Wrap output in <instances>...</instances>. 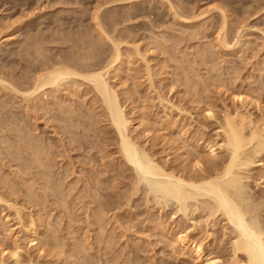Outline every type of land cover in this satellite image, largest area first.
<instances>
[{
  "label": "rangeland",
  "instance_id": "rangeland-1",
  "mask_svg": "<svg viewBox=\"0 0 264 264\" xmlns=\"http://www.w3.org/2000/svg\"><path fill=\"white\" fill-rule=\"evenodd\" d=\"M61 64L82 74L112 66L106 78L130 139L163 168L193 176L202 172L193 170L197 154L204 161L207 143L222 139L225 112L264 124V0H0V251L14 240L22 246L19 262L0 255V264H208L176 245L184 230L206 258L230 264L233 228L221 213L210 216L207 197L158 194L153 176L127 164L90 82L63 80L33 102L23 96ZM256 143L246 150L252 163L236 172L264 228V147ZM31 224L39 249L28 245Z\"/></svg>",
  "mask_w": 264,
  "mask_h": 264
},
{
  "label": "bare ground",
  "instance_id": "bare-ground-1",
  "mask_svg": "<svg viewBox=\"0 0 264 264\" xmlns=\"http://www.w3.org/2000/svg\"><path fill=\"white\" fill-rule=\"evenodd\" d=\"M170 3V2H169ZM168 3V4H169ZM170 6V5H169ZM173 9V8H171ZM175 12V11H174ZM173 12V13H174ZM222 12V11H221ZM97 13V12H96ZM98 14V13H97ZM176 14V13H175ZM96 16V15H95ZM176 16V15H175ZM178 16V15H177ZM98 18V17H97ZM175 18V17H174ZM178 18V17H177ZM224 18V16H223ZM181 19V18H180ZM184 20V19H183ZM96 21V20H95ZM180 21V20H179ZM98 22V21H97ZM96 24V23H95ZM226 23H224L225 26ZM102 30V29H101ZM220 34V33H219ZM223 34V33H221ZM220 34V38L218 40H221L220 43L224 45V42L226 41V38H223L225 33L223 35ZM104 37V36H103ZM111 37V36H110ZM110 37L109 40H110ZM113 37V36H112ZM107 39V35L105 36ZM104 38V39H105ZM114 40V39H113ZM79 41V40H78ZM112 40H110L111 42ZM116 42V41H114ZM113 43V42H111ZM40 44V43H39ZM228 42L226 43V45ZM236 44V43H235ZM81 45V44H80ZM120 45V44H119ZM118 44L114 43L115 48V55L114 63H117L121 59L122 52L120 51ZM221 45V44H220ZM225 45V46H226ZM88 46V45H87ZM154 47V46H153ZM212 47V46H211ZM222 48V47H221ZM224 48V47H223ZM135 49V47H134ZM123 51V50H122ZM138 51V50H137ZM213 52V51H212ZM114 53V52H113ZM86 54V53H85ZM212 54V53H211ZM209 55V54H208ZM84 59V58H83ZM90 59V58H89ZM87 60V59H86ZM87 62V61H86ZM109 62V61H108ZM111 62V61H110ZM122 62V61H120ZM50 63V62H49ZM72 63V62H71ZM123 63V62H122ZM82 64V62H81ZM119 64V62H118ZM121 64V63H120ZM119 64V65H120ZM125 64V63H124ZM79 65V64H78ZM113 65V64H110ZM122 65V64H121ZM106 66V65H105ZM49 68V67H48ZM99 68V67H97ZM112 66H108L101 68L99 70L92 71L88 74H82L76 71V68H72L68 65H56L52 66L49 69H46L44 74L39 75L40 77H36V83L31 86V91H28L27 94H24L23 96H27L28 98L33 97V95L37 94L38 92L44 90L47 87H54V91L56 92V86L60 84V82H63V80H69L73 78H79L83 79L86 82H90L88 84H92V88L97 93V96L99 99H102V102H104L105 109H107L108 115L107 118H109L110 123L115 128V133H118L119 141H120V153L123 156V159L129 164L132 165L136 173L138 174V170L141 171V174H146L149 176H153V180H156L157 185L155 186L159 189L157 190L155 188V191L159 194V191H161V194H167L171 195L176 198L178 201L182 202H189L192 200L198 201L199 198L205 199L207 197L209 200H211L212 205L208 202H204L205 208L209 207L211 209V215L215 216L216 214L221 213L222 217L226 220V222L231 226V229L234 232V238L232 241V259L230 264H264V228L260 225L257 215L255 214L254 209H252L250 204L247 202L250 200L248 199L247 195H243V192L245 191L243 188L245 184L242 183V176L238 175L236 170L240 167V165H245L248 167L252 163V160L249 156L246 155V150L248 147L255 144H259L261 142L264 147V124L262 125H253V122L250 118H248L246 115L241 116L239 112H236L235 114H230L225 112L223 122L220 124V133L218 132V136H220L222 139H220V142L216 141L214 144H208L205 146L206 152L208 153V158L205 162L202 161V157L200 158L199 154L196 155L198 158L195 159V165L193 166L194 172L197 171V168L199 171H202L201 173H197L196 175L189 176L187 174L178 175L174 171H169L163 166L159 165L152 159L148 154H146L145 150L143 151L142 148H140L138 145H136L130 135H128L129 127L131 121L128 120L127 116L124 113L123 106L121 104V101L119 100L118 93L109 85L107 81V76L110 73ZM122 68V67H121ZM94 69V68H93ZM116 69V68H115ZM114 70V69H113ZM42 71V70H41ZM150 71V70H148ZM86 72V71H85ZM150 75V74H149ZM152 75V74H151ZM110 77V76H109ZM182 78V77H181ZM193 78V77H192ZM6 79V78H5ZM14 79V78H13ZM27 79V78H26ZM78 79V80H79ZM154 79V78H153ZM205 79V78H204ZM12 80V79H11ZM74 80V79H73ZM76 80V79H75ZM215 80V79H214ZM227 80V79H226ZM189 81V79H188ZM187 81V82H188ZM28 82V81H27ZM74 82V81H72ZM77 82V81H76ZM207 82V81H206ZM34 83V82H33ZM64 83V82H63ZM67 81L65 82V84ZM80 83V82H79ZM185 83V81H184ZM191 83V82H190ZM7 84V83H6ZM24 84V83H23ZM69 84L70 80H69ZM76 84V83H74ZM72 84V85H74ZM189 84V83H188ZM193 84V83H192ZM196 84V83H195ZM3 85V82H2ZM68 85V84H67ZM69 85V86H70ZM78 85V84H77ZM76 85V86H77ZM80 85V84H79ZM191 85V84H190ZM202 85V84H201ZM216 85V84H215ZM221 85V84H220ZM61 87L64 86V84L61 83ZM59 86V87H60ZM66 86V85H65ZM195 86V85H192ZM200 86V85H199ZM226 86V85H225ZM224 86V87H225ZM21 87V86H20ZM60 87V88H61ZM75 87V85H74ZM79 87V86H78ZM219 87V86H218ZM13 88V87H12ZM16 88V87H15ZM59 88V89H60ZM64 88V87H63ZM67 88V86H66ZM187 88V87H186ZM189 88V87H188ZM196 88V87H195ZM11 89V86H10ZM28 89V88H27ZM56 89V90H55ZM65 89V88H64ZM70 89V88H69ZM53 91V89H51ZM191 90V89H190ZM7 91V90H6ZM14 91V90H12ZM11 91V92H12ZM53 91V92H54ZM93 91V90H92ZM93 91V92H94ZM15 92V91H14ZM13 92V93H14ZM78 92V91H77ZM42 93V92H41ZM57 93V92H56ZM94 93V94H96ZM208 93V92H207ZM9 94V93H8ZM43 94H45V91H43ZM240 94V93H239ZM52 95V94H51ZM21 96V95H20ZM40 96V94H39ZM100 96V97H99ZM237 96V95H236ZM239 96V95H238ZM17 97V96H16ZM26 97V100H27ZM52 97V96H51ZM244 97V96H243ZM243 97H235L234 99L237 101L240 98V102L251 104L253 101L252 99L245 98V101ZM247 97V96H246ZM25 98V97H24ZM38 99L36 96L33 97V99ZM43 98V97H42ZM53 98V97H52ZM161 98V97H160ZM198 98V97H197ZM200 98V97H199ZM29 99V100H30ZM34 99V100H35ZM163 99V98H162ZM32 100V99H31ZM23 102V100H22ZM33 102V100H32ZM83 102V101H82ZM38 103V102H37ZM42 103V102H41ZM255 103V102H254ZM252 103V104H254ZM43 104V103H42ZM27 105V104H26ZM64 105V104H63ZM68 105V104H67ZM103 105V106H104ZM210 105V104H209ZM43 106V105H42ZM66 106V105H65ZM44 107V106H43ZM5 108V107H4ZM207 108V107H206ZM72 109V108H71ZM199 109V108H198ZM210 109V108H209ZM208 117L215 112H212V109L209 110ZM215 109V108H214ZM31 110V109H30ZM33 111V110H32ZM66 111V110H65ZM106 111V110H105ZM202 111V110H201ZM238 111V110H237ZM30 114V113H29ZM71 115V114H70ZM207 115V114H206ZM217 115V114H216ZM105 116V115H103ZM109 116V117H108ZM39 117V116H38ZM56 117V116H55ZM89 117V116H88ZM81 118V117H80ZM216 118V117H215ZM22 122V121H21ZM75 122V121H74ZM82 125V124H81ZM252 126V127H251ZM174 127V126H173ZM249 128L248 131H250L249 134H247L246 130ZM4 131V130H3ZM36 131V130H35ZM188 131V130H187ZM21 133V132H20ZM179 133V132H178ZM36 134V133H35ZM181 135V134H180ZM26 136V135H25ZM30 136V135H29ZM183 136V135H182ZM217 136V137H218ZM21 137V136H20ZM19 137V138H20ZM197 137V136H196ZM25 138V137H24ZM28 138V137H26ZM31 138V137H29ZM181 138V137H180ZM18 139V138H16ZM35 139V137L33 138ZM31 139V140H33ZM36 140V139H35ZM191 140V139H190ZM22 141V139H21ZM20 141V144L22 145V142ZM26 141V140H25ZM25 142L26 146L33 147L30 144V142ZM39 142V141H37ZM5 143V142H2ZM191 143V141H190ZM196 143V142H195ZM254 143V144H253ZM19 144V141H18ZM19 144V146H20ZM23 144V145H24ZM261 144V145H262ZM40 148L37 144H34V147ZM198 145V144H197ZM261 145H259L260 149ZM18 146V145H17ZM41 146V145H40ZM200 146V144H199ZM5 147V145H4ZM198 147V146H197ZM196 147V148H197ZM253 147V146H252ZM259 147L257 146L259 151ZM183 148V147H182ZM42 149V148H41ZM176 149V148H175ZM193 149V148H192ZM5 150V149H4ZM23 150V149H21ZM26 150V149H25ZM30 150V149H29ZM32 150V149H31ZM40 150V149H39ZM50 150V149H49ZM24 151V150H23ZM45 151V150H44ZM119 151V150H118ZM199 151V150H198ZM203 151V150H202ZM201 151V152H202ZM226 152L224 154L225 159L222 158V161L219 162L216 158L219 155V152ZM29 152V151H28ZM42 152V150L40 151ZM39 152V153H40ZM51 152V151H50ZM49 152V153H50ZM187 152V151H185ZM191 152V151H190ZM194 152V151H193ZM221 152V153H222ZM33 153V152H32ZM43 153V152H42ZM45 153V152H44ZM9 154V153H8ZM11 154V153H10ZM14 154V153H13ZM188 154V153H187ZM203 154V153H202ZM227 154V155H226ZM35 155V154H34ZM190 155V154H189ZM193 155V154H192ZM204 155V154H203ZM206 155V154H205ZM215 155V156H214ZM12 156V154H11ZM50 156V155H49ZM223 156V157H224ZM254 157V155H252ZM29 158V157H28ZM219 158V157H218ZM21 159V158H20ZM35 159V157H34ZM38 159V158H37ZM194 160V159H193ZM2 161V160H1ZM4 161V160H3ZM44 161V160H43ZM15 163V162H14ZM188 163V162H187ZM6 164V163H5ZM32 164V163H31ZM192 164V163H191ZM2 165H4L2 163ZM41 165V164H40ZM39 165V166H40ZM48 166V165H47ZM131 166V167H132ZM29 167V166H28ZM41 168V167H40ZM43 168V167H42ZM138 169V170H137ZM169 169V168H168ZM240 169V168H239ZM19 170V169H18ZM64 170V169H63ZM12 171V170H11ZM190 171V169H189ZM192 171V170H191ZM239 171V170H238ZM10 172V171H9ZM64 172V171H63ZM143 172V173H142ZM183 173V172H182ZM187 173V172H186ZM191 173V172H190ZM10 174V173H9ZM18 174V173H17ZM67 174V173H66ZM193 174V171H192ZM195 174V173H194ZM206 174V175H204ZM3 176V175H2ZM17 176V175H16ZM28 176V175H27ZM31 176V175H30ZM46 176V175H45ZM54 176V175H52ZM141 176V175H140ZM144 176V177H146ZM148 176V177H149ZM244 176V175H243ZM14 178V177H13ZM20 178V177H19ZM48 179V178H47ZM65 179V177H64ZM140 179V178H139ZM7 180V179H6ZM46 180V179H45ZM138 180V179H137ZM141 180V179H140ZM3 181V180H2ZM139 182V181H138ZM137 182V183H138ZM155 182V181H153ZM21 183V182H20ZM50 183V182H49ZM140 183V182H139ZM9 184V183H8ZM23 184V183H21ZM65 184V183H64ZM63 184V185H64ZM13 185V184H12ZM6 186V185H5ZM8 186V185H7ZM6 186V188H7ZM15 186V184H14ZM138 186V184H137ZM18 187V186H17ZM22 187V186H21ZM59 187V186H58ZM68 187V186H67ZM2 188V187H1ZM9 188H11L9 186ZM44 188V187H43ZM14 189V188H13ZM18 189V188H17ZM60 189V188H59ZM64 189V188H63ZM152 189V187H151ZM10 190V189H9ZM31 190V188H30ZM244 190V191H243ZM153 191V189H152ZM243 191V192H242ZM15 192V191H14ZM26 192V191H25ZM30 192V191H29ZM29 192H27L29 194ZM94 192V191H93ZM154 192V191H153ZM247 193V192H246ZM19 194V193H18ZM49 194V193H48ZM96 194V193H95ZM6 196V195H5ZM25 196V195H24ZM31 196V195H29ZM246 200L244 197H246ZM55 198V197H54ZM64 198V197H63ZM206 198V199H207ZM207 199V200H208ZM4 199L1 200L0 197V203ZM27 200V199H26ZM67 200V199H66ZM149 201V200H148ZM4 202V201H3ZM7 202V201H6ZM5 202V203H6ZM9 202V201H8ZM59 202V201H58ZM252 202V201H251ZM41 203V201H40ZM65 203V202H64ZM99 203V202H98ZM199 203V202H198ZM10 204V203H9ZM46 204V203H45ZM249 204V205H248ZM8 205V204H7ZM12 205V206H11ZM9 206L13 207V204ZM28 205V204H27ZM43 205V204H42ZM253 205V204H251ZM65 206V205H64ZM72 206V205H71ZM63 207V206H62ZM9 208V207H8ZM16 208V207H15ZM21 209V208H20ZM100 209V208H99ZM18 210V209H17ZM101 210V209H100ZM19 211V210H18ZM15 211V212H18ZM22 212V211H21ZM97 212V211H96ZM103 213V212H102ZM17 215V214H16ZM20 215V214H19ZM67 215V214H66ZM22 217V216H21ZM98 217V215H97ZM101 217V216H100ZM19 224H20V218ZM214 219V218H213ZM223 219V220H224ZM17 220V219H16ZM98 221V220H97ZM103 221V220H102ZM101 222V221H100ZM226 223V225H227ZM35 224V223H34ZM34 224H31L29 226V232L30 239L28 241V245L30 248L39 249L41 247V243L39 244L38 237H37V229ZM197 224V223H196ZM198 225V224H197ZM194 226V225H193ZM27 228V227H26ZM48 228V227H47ZM46 228V229H47ZM53 230V229H52ZM10 231V230H9ZM163 231V230H162ZM8 232V231H7ZM12 232V231H11ZM16 233V232H15ZM21 234V233H20ZM39 234V233H38ZM55 234V233H54ZM7 235V234H6ZM9 235V234H8ZM113 235V234H112ZM11 236V235H10ZM175 243L176 245H179L182 251L191 250L195 253V256L197 259L205 258L206 262L208 264H224L221 263L219 260L213 259L209 260L204 255V249L201 245H196L195 240L192 241L190 237V233L188 231H178L175 234ZM233 236V235H232ZM9 237V236H8ZM29 237V236H28ZM40 237V236H39ZM7 238V237H6ZM12 238V237H11ZM58 238V237H57ZM45 239V238H44ZM112 239V238H111ZM54 240V239H53ZM13 241V240H12ZM59 241V240H58ZM108 241V240H107ZM44 243V241H43ZM112 243V242H111ZM6 244V243H5ZM13 246L10 248L7 246H4V248H1L0 255L3 258H10L14 259L15 262H19L20 257L22 256V246L19 244L18 240H14L12 243ZM47 246V245H46ZM50 246V245H49ZM55 247V246H54ZM83 247V246H82ZM194 249V250H193ZM42 251V249H41ZM40 252V251H39ZM27 255V254H26ZM242 255V256H241ZM1 257V259H2ZM84 258V257H83ZM5 260V259H2ZM1 260V261H2ZM33 260V259H32ZM7 263V262H6ZM2 264H4L2 262ZM8 264V263H7ZM30 264V263H29Z\"/></svg>",
  "mask_w": 264,
  "mask_h": 264
}]
</instances>
